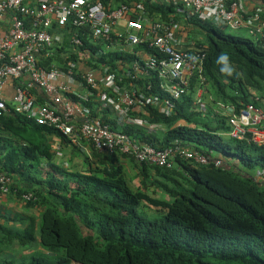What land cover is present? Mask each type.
<instances>
[{"label":"trees","instance_id":"obj_1","mask_svg":"<svg viewBox=\"0 0 264 264\" xmlns=\"http://www.w3.org/2000/svg\"><path fill=\"white\" fill-rule=\"evenodd\" d=\"M128 1L113 0L112 5ZM136 1L175 25L176 34L184 32L193 50L204 53L202 96L211 113L189 109L194 75L189 102L169 114L151 105L133 108L129 113L146 124L125 129L154 147L174 139L187 142L208 163L177 158L167 168L92 148L80 155L77 168L73 148L63 165L50 141L54 136L68 147L62 133L23 113H2L0 171L11 177L8 193L23 201L29 214L0 210V264H264V137L254 142L249 133L243 139L227 136L224 118L213 109L217 103L264 109V41L187 18L181 5ZM24 20L30 27L32 19ZM101 47L102 42L92 46L85 41L87 55L80 57L65 40L61 47L55 44L51 55L41 52L38 62L47 69L84 62L91 69L108 65L117 71V61H131V54L115 49L97 52ZM16 83L28 88L23 79ZM108 114L99 117L112 122ZM28 193L31 197L24 199Z\"/></svg>","mask_w":264,"mask_h":264},{"label":"built area","instance_id":"obj_2","mask_svg":"<svg viewBox=\"0 0 264 264\" xmlns=\"http://www.w3.org/2000/svg\"><path fill=\"white\" fill-rule=\"evenodd\" d=\"M112 1L39 0L36 5H31L27 0H0V14L8 12L11 20L7 33L0 35V114L11 110L23 113L36 124L62 133L78 150L89 145L98 152L133 155L139 162L167 168L177 158L208 163L206 155L179 139L165 147H154L119 130L116 123L144 126V121L129 115V110L135 106L154 105L169 114L189 94L194 75L197 88L192 104L205 111L202 100L205 78L201 73L204 53L193 50L183 33L176 34L175 25L162 20L141 1L130 0L116 6ZM164 1L181 5L188 18L201 22L231 27L246 25L251 34H261L264 27L259 12L246 16L240 12L238 0L229 4L225 0ZM151 2L159 4L161 1ZM26 17L32 19L30 27L26 26ZM53 23L63 30L72 27V30L68 29V43L80 57L85 55L82 47L87 40L92 46L103 43L97 52L115 49L131 54V61H117V71L108 65L91 69L83 63L80 68L73 63L66 68L52 66L47 69L39 64V54L51 55L55 44L62 46V33L66 34L64 31L52 33ZM122 77H127L128 83L117 82ZM8 78L16 81L26 78L27 86L28 83L36 85L50 94L51 103H37L27 87L16 83L9 108L1 94ZM142 79L148 80L139 84ZM73 86L84 92L75 91ZM63 93L76 94L80 99L69 97L66 101ZM90 102L96 106L99 116L109 108L114 114V123L94 115ZM214 111L224 117L229 128L225 132L227 136L243 139L249 133L254 142L264 137V109L261 106L247 104L237 109L231 104H219ZM214 163L219 165L220 161L216 159ZM9 188V176L0 172V192L8 193ZM30 197V193L23 194L24 199Z\"/></svg>","mask_w":264,"mask_h":264},{"label":"crops","instance_id":"obj_3","mask_svg":"<svg viewBox=\"0 0 264 264\" xmlns=\"http://www.w3.org/2000/svg\"><path fill=\"white\" fill-rule=\"evenodd\" d=\"M27 1L31 5H36L39 0H27ZM160 1L161 2H159V3H162V4L166 3L164 0H160ZM238 1H239L241 10L245 14H250V13H253V12L257 11V12H259L260 16H262V13L264 12V6L260 5V0H238ZM261 19L264 21L263 18H261ZM10 22H11V20H10V14L8 12L1 13L0 14V35H4L5 33H7L8 29H9V26H10ZM255 23L257 24V22H255ZM216 25H224L226 28L230 27V28H236V29L244 30L249 35H251L254 39H257L258 38L260 40H263V37H264V27L262 28V33L261 34L260 33L251 34L249 32V27L246 26V25H241V26H238V27H231V26H228L226 24H216ZM50 29H51L50 31H52V33H54V34L56 33L55 32V29H54V26H53V28H50ZM175 29H176V26H175ZM61 30L62 31L61 32H58V33H62L63 31L66 32V34L65 33H62V35H65V37H63L61 35L62 36V46H63V42L65 40L68 41V33L70 31L69 30H63V29H61ZM183 34H184V32H183ZM184 36L186 37L185 34H184ZM85 41H87V40H85ZM72 53L73 54H76L75 52H72ZM86 53L87 52H85V55H87ZM80 63H83V65H85L87 67V65L84 62H77L78 68H80L79 67ZM81 69L84 70L85 68L84 67H81ZM25 79L26 78H23V80H25ZM190 84H191V80H190ZM28 85H29L28 88H32L33 89V91L32 92L30 91V92L34 96L35 101L37 103H41V104L42 103H51V96H50V94L46 93L42 88H40V87H38L36 85H32V84H29V83H28ZM15 86H16V80H14L12 78H8V79H6V81L4 82L3 87H2L1 94H2L3 98L5 99V101L8 102V103H10V104H12V102H13V95H14ZM73 87H74L75 91H77V92H84V89H79L78 86H73ZM194 88H195V92H196L197 84H196V86ZM195 92L192 94V96L195 94ZM190 93L191 92H190V86H189V94L185 97V100L183 102H181V103H184L185 101L186 102H189V100L187 99V97H189ZM69 94L70 93H63L62 94L63 95V98L66 101L69 100L70 98H72L70 96L71 94L70 95ZM73 96H75L77 100L80 99V98H78L76 96V94H74ZM202 100H203V96H202ZM181 103H177V104L180 105ZM189 103H190L189 109H192V110L195 109V110H198V111H202V109H200L198 105H193L192 104V97H191ZM203 104L205 105L206 110L205 111H202V112H204V114L210 112L209 111V107L206 105V103L204 101H203ZM219 104H221V103H217L213 109H215L216 107H218ZM144 106H147V105H144ZM144 106H135V107H132L131 109L136 108L137 110H141V108L144 107ZM151 106H154V105H151ZM91 107L95 111V114H96L97 113L96 106L95 105H91ZM107 110H109L108 116L111 118L112 123H114V120L112 119V117L114 116V114L112 115V111L109 108ZM160 112H162V111L160 110ZM162 113H165V112H162ZM218 114L221 115L220 113H218ZM129 115H131V114L129 113ZM131 116H135L136 118H139L142 121H144V126H145L146 123H145V120L143 119L142 116H140V115H131ZM224 122L226 123L225 119H224ZM116 124L118 126H120L119 127V130L125 131L128 134H130V133L125 128L128 129L129 127L131 128L133 126L134 127H137L136 125L131 124V123L130 124H123V126L120 125V124H118V123H116ZM144 126H142V127H144ZM155 128L160 130L159 126H157ZM159 132H161V130ZM131 135L134 136V137H136L137 139L139 138V134L138 135L131 134ZM50 141L53 142V150L54 151L55 150L57 151L56 159L58 161L62 162L63 165H66L67 164V159L70 156V154H71L70 152L72 151L73 148H74L73 150L75 151V153L72 155V157H74V159H75L74 165L76 167H81V164H82L81 163V159H82V157L80 155L81 154L88 155V154H90V151L92 150V147H90L89 145H85V149H83V150H78L77 148L73 147V145L69 141H68V147H65V146H63V144H61V140L59 138L54 137V136H52L50 138ZM61 148H64V149H62L63 151L60 150ZM63 158L65 160L61 161ZM72 163H73V159H72ZM127 167L129 168L128 164H127ZM2 173L7 174L6 172H2ZM9 178H10V184H11L12 183V179H11L10 176H9ZM24 206H25V204H24L23 201H21L20 199H16L10 193H2V192H0V210L2 212H9L13 216H17L19 214H29V211H27Z\"/></svg>","mask_w":264,"mask_h":264},{"label":"rangeland","instance_id":"obj_4","mask_svg":"<svg viewBox=\"0 0 264 264\" xmlns=\"http://www.w3.org/2000/svg\"><path fill=\"white\" fill-rule=\"evenodd\" d=\"M226 31H227V33H229V34H233V35H237V36H243V37H250V38H253L251 35H249L246 31H244V30H241V29H236V28H230V27H228V28H226ZM62 149H64V148H61L60 150L61 151H63ZM73 159V165H74V163H75V159H74V157H71V160ZM63 160H65L64 158L61 160V161H63ZM77 168H79V167H77Z\"/></svg>","mask_w":264,"mask_h":264}]
</instances>
